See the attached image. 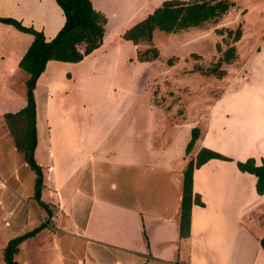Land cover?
<instances>
[{
	"label": "crops",
	"instance_id": "obj_1",
	"mask_svg": "<svg viewBox=\"0 0 264 264\" xmlns=\"http://www.w3.org/2000/svg\"><path fill=\"white\" fill-rule=\"evenodd\" d=\"M119 1H124V6L117 4ZM151 1L155 0H147ZM163 1L156 0L149 13ZM96 2L98 3L91 0L92 7L102 12L107 19L100 47L76 63L47 61L33 90L36 92L40 87L45 92L43 108L47 139L42 143L49 154L45 164L49 171L47 185L49 180L50 183L53 179L55 181L54 187L51 185L45 187L55 191L56 204H50L45 198L47 195L41 189L37 200L34 196L35 189L31 194L26 184L17 185L19 187L15 192L17 201L12 210L3 212L7 217L3 224L8 226L10 224L8 217L17 211H27L26 206H31L30 215H34L36 219L38 217L39 221L29 230L28 227L32 224L24 230H19L20 234L17 236L25 234L28 236L17 246L14 260L19 264H181L183 261L185 264H264V253L258 242L264 235V193L260 195L256 192L255 176L240 171L236 165L237 161H245L250 157L256 164H260L261 160H264V140L254 146L255 152L240 155L236 153L237 150L233 152L224 146L225 142L220 134L230 136L228 134L230 128L226 127L225 120L235 114V109H231L228 104L232 102L230 100L224 104L217 101V105L212 109L216 112L200 138L206 136V143L197 144L192 153L195 155L201 147H206L230 160L210 159L193 169L192 191L193 194L199 195L203 205H191L188 236L181 237L179 234L182 192L173 191L170 181L167 182L168 187L157 188L162 191L158 198L149 197L147 199L151 202L144 201L145 204L135 196L151 192L148 182L147 186L142 184L137 188L116 187L114 184L106 188L95 181H89L85 186L87 188H70L64 191L62 185L72 177L75 166L78 165L81 170L89 169L91 162L104 163L109 161L112 155L117 157L118 163H114L115 166L117 164L125 166L127 182L135 178L142 183L147 180L142 171L146 169V165L137 166L135 160L126 156L118 160L121 154L115 152L117 144L108 142L110 135L118 130L114 125L120 113L127 109L126 101L135 94L134 80L131 79L133 82L131 81L129 85L127 82L120 86L116 85V82L109 83L107 91L112 98L108 99L111 105L107 112L104 102L99 104L95 95L101 74L104 73L110 80L116 81L120 72L119 66L123 64L122 68L129 67L125 61L127 54H121L123 44L121 43L120 47L115 45L116 48L113 47L111 50L104 46V42H107V36L112 31L109 19L116 11L113 8L117 6V9L123 10L118 11L119 13H127L133 0ZM146 16L139 19L142 20ZM0 17L16 19L23 26L42 32L47 40L57 34L65 21L63 12L55 0H0ZM125 17L126 20L119 25L120 29L113 32L122 34L135 23L127 21L128 14ZM156 32L153 34V41ZM32 40L31 34L0 22V140L2 138L4 140L10 133L3 115L14 114L26 104V97L22 99L17 97L14 90L17 78L22 79L26 75L27 80L29 77L18 63ZM122 41L124 44L131 42L123 38ZM243 49H237L235 54L238 55L236 59L242 56L243 62L240 64L238 60L232 65L238 66L234 68V73L237 72L238 77L240 69L248 67L249 79L241 81L238 79L240 82L237 88L228 90L229 96L226 97H235L233 100H236L255 95L256 111L259 116L254 125L255 134H258L264 129L261 119L264 114V99L258 96L259 92L264 91V36L254 48L249 47L245 52ZM153 62L155 61L136 60L137 66L141 67L150 66ZM125 80H129L128 75ZM249 82L253 83L252 88L243 89V85ZM72 90L79 91L84 97L82 108L89 111L86 125L76 127L75 123L71 124L69 119L66 120L67 112L61 108L66 92ZM131 107L132 104L128 111ZM240 111L238 110L237 114H240ZM239 121V124L231 125L243 128L241 134L245 136L241 137L251 135L245 119L239 118ZM70 130L74 132L72 136ZM118 137L126 139L127 149L138 141L136 137L143 145H147V149L149 148L150 141L145 140L143 136L140 137L131 123L126 125V130ZM240 145L241 143L238 146L241 147ZM12 148L15 150V145ZM226 150L233 153L228 154ZM33 154L34 158L35 148ZM35 163L42 169V161ZM149 168L153 169L151 166ZM0 186H6L5 182L0 180ZM110 193H118L126 201L111 198ZM75 195L77 198L73 201ZM1 200L0 218L3 210ZM253 214H258L261 219L253 221L250 217ZM183 246L186 255L182 251ZM196 250L203 253L199 254L197 259Z\"/></svg>",
	"mask_w": 264,
	"mask_h": 264
},
{
	"label": "rangeland",
	"instance_id": "obj_2",
	"mask_svg": "<svg viewBox=\"0 0 264 264\" xmlns=\"http://www.w3.org/2000/svg\"><path fill=\"white\" fill-rule=\"evenodd\" d=\"M229 1H232L233 5L229 7L216 23L205 24L199 28L181 29V31L175 33H165L156 30L154 41L152 40L150 44L141 41L136 45L131 42L124 44L125 42L121 38L122 34L113 31L120 29L119 25L126 20L125 15L128 14L127 21L129 23L131 21L137 23L140 20L139 18L149 13L155 3L153 1L147 2V0H133L130 3L131 9H128L127 13H119L123 10L117 9V6L114 8L113 6L110 7V9L113 8L116 11L114 15H110L109 27L110 31H112L107 36V42H104V46L112 50L115 45L116 47H120L122 43L121 54H127L125 61L129 64V67L122 68L123 64L119 66L120 72L117 70L118 77L116 81L110 80L104 73L101 74L100 83H98L95 95L98 97L99 104L104 102L106 105L105 111L107 112V108L111 105L108 99L112 98L111 94L107 91L109 83L114 84L116 82V85L120 86L127 82L129 85L134 80V82L132 81L135 91L134 99H128L126 101L127 109L123 112L119 111L122 113H120V117H118L114 125V127H118V130L110 135L108 142L117 144V151L115 150V152L116 154H121L118 160L126 156L135 160L137 166L142 167V165H146V169L142 171L147 180L145 183H142L138 178H135L127 182L125 166L121 164L115 166L114 163H118L117 157L112 155L109 161L104 163L100 161L91 162L89 169L84 168L81 170L78 168V165L75 166L72 177L62 185L64 191L70 188H87L85 186L89 181H95L106 188H109L111 184H114L116 187L137 188V186H141L142 184H146L147 186L148 182V186H151L149 188L151 192L146 195L138 194L135 197L142 202H151L147 198H158L162 191H159L157 188L168 187L167 182L170 181L173 191L182 192L183 178L181 175L187 162L194 158L192 153L195 151L197 144L202 145V143H206V136L202 139L200 138L216 112L212 109L217 105V101L224 104L227 100H230L232 101L228 103L231 106L230 108L235 109V114L225 120L226 127L229 126L230 128L228 132L230 136L220 134L223 142H225L224 146L233 152L237 150L236 153L238 155L251 153L252 151L255 152L254 146L264 140V129L260 133L255 134L256 127L254 124L257 122L259 116L256 111L257 103L255 95L251 94L241 99L237 98L236 100H233L235 97H226L229 96L228 90H235L237 84L242 79H249V68L243 67L240 69L238 77L237 72L234 73V70L238 66L235 67L232 63L234 64L239 60L241 64L243 62L242 56L236 59L238 56L236 55L229 63L221 62L219 64V62L223 51L229 46L233 45L235 48L234 53L237 54V49H243L244 47L243 52H245L247 48H254L257 42L261 41L264 36V0ZM95 3L98 2L95 0ZM124 3V1H119L117 4L124 6ZM243 9L246 10L242 11ZM230 10L231 12H229ZM131 17L133 18L128 19ZM237 28H240L241 37L236 43H233L234 31ZM228 30H231V32H228ZM244 33L246 34L244 35ZM150 45H154L158 49V59L150 66H137L136 52L144 51ZM169 59L171 60V64H168ZM215 66L217 67L216 72L211 70ZM219 71H223L221 76L217 74ZM126 75H128L129 80H125ZM233 75L235 79H233ZM23 78L16 79L14 90L15 95L21 99L24 96L26 97L27 76L24 75ZM252 86L253 83L249 82L243 85V89H249ZM42 91L39 87L34 92V122L36 123L33 129H31L32 131H30L29 127L30 136L15 137L11 133H8L4 140L3 138L0 140V180L6 184L4 187L0 186V199H2L3 209L0 218V264H6L5 255L7 247L9 242L19 237L17 236V234H20L19 230H24L25 227L32 224V226L28 227L29 230L38 224L39 221L38 217L36 219L34 215H30L29 208L31 206H26L27 211H17L8 217L10 221L8 226L3 224L4 219L7 218L6 215H3V212L12 210L14 203H16L15 201H17L15 197V192L19 188L17 185L26 184L31 194L35 189V185H37L47 195L45 198L48 202L53 205L56 204L55 191L47 188L50 185L54 187L55 181L53 179L50 183L48 179L49 184L47 185L46 178L49 171L46 169L45 164L49 154L46 151V146L42 143L47 139L43 108L45 92ZM258 96L264 99V91L259 92ZM83 102L84 97L82 93L72 90L69 93L68 91L66 92L61 105V108L67 112L66 120L69 119L71 124L75 123L76 127L77 125H86L88 123L89 111L83 110ZM131 104L133 107L128 111ZM100 108L102 109L101 106ZM238 110H241L240 114H237ZM239 118H244L247 123V130L251 134L248 137H241L245 136L241 134L243 128H236V126L231 125L239 124ZM261 119L263 121L262 125H264V114ZM216 121L218 122L219 119H216ZM212 122L214 123L213 119ZM130 123L134 131L140 134V137L143 136L145 140L150 141L148 149L147 145H143V142L138 137H136L138 141L134 142V146H130L128 149L126 148V139L124 137L117 138L118 135L124 133L126 125H130ZM8 129L10 128L8 127ZM192 130L197 133L198 137L191 151L187 153L186 149L192 138ZM73 134L74 132L70 130V135L72 136ZM254 137L256 138L254 139ZM15 138L22 140L24 144L29 143L30 140H37L33 147V150L35 148L34 161L37 163L42 161V169L37 170L31 166L30 160L24 157V149L22 151L13 150ZM240 143L241 147L238 146ZM226 152H229V150H226ZM233 152L230 151L228 154ZM95 157H97V154ZM150 166L153 169H150ZM46 185L47 187H45ZM124 189H121V191ZM109 197L126 201L118 193H110ZM76 198L77 195L73 196V201ZM250 217L253 221L254 219H261L258 214H253ZM14 232L17 233L15 234ZM182 251L186 255L184 246ZM199 254L203 253L196 250V259ZM245 260L250 259L245 258ZM181 264H185V261Z\"/></svg>",
	"mask_w": 264,
	"mask_h": 264
},
{
	"label": "trees",
	"instance_id": "obj_3",
	"mask_svg": "<svg viewBox=\"0 0 264 264\" xmlns=\"http://www.w3.org/2000/svg\"><path fill=\"white\" fill-rule=\"evenodd\" d=\"M61 8L65 21L57 34L47 40L42 32L32 27L23 26L19 21L9 17H0V22L14 26L17 30L31 34L33 40L20 59L18 66L29 74L26 80V105L18 112L3 115L9 131L15 137L30 136L34 127L35 99L34 88L39 75L44 71L49 60L76 63L86 55L100 47L107 22L104 14L92 7L91 0H55ZM233 5L229 0H164L160 6L147 14L142 20L126 29L121 37L139 44L141 41L150 44L156 30L165 33H175L181 29L201 27L209 23H216L219 18ZM231 32V30H228ZM241 37L240 28L234 31L233 43ZM235 48L229 46L220 58V62L229 63L235 58ZM159 57V51L154 45L144 51L136 52V59L139 62L155 61ZM171 64V60H168ZM216 66L211 69L216 72ZM218 70V69H217ZM218 76L223 71L217 72ZM27 116V117H26ZM28 119V121H27ZM30 127V131H29ZM20 130L21 133H20ZM197 131V130H196ZM197 133L192 130V138L187 145L186 152H190ZM36 141L30 140L24 144L22 140L15 138L14 145L18 151L25 150V159L30 160L34 169L40 170L33 158V147ZM210 159L230 160V158L219 154L209 148L201 147L193 159L187 162L182 174V195L180 202L179 234L186 237L189 234L190 208L192 204L203 205L198 194L192 191V173L194 168L200 167ZM237 168L255 176V189L258 194L264 193V160L256 164L253 158L245 161H237ZM40 187L35 185V199L39 200ZM42 203V202H41ZM42 205L46 206L44 203ZM30 234V233H29ZM28 234L21 235L9 242L5 255L6 264H18L13 256L17 252V244ZM259 245L264 253V235L258 239Z\"/></svg>",
	"mask_w": 264,
	"mask_h": 264
}]
</instances>
